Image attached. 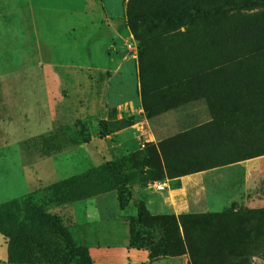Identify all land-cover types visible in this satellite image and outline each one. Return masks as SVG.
Listing matches in <instances>:
<instances>
[{"label": "rangeland", "instance_id": "rangeland-1", "mask_svg": "<svg viewBox=\"0 0 264 264\" xmlns=\"http://www.w3.org/2000/svg\"><path fill=\"white\" fill-rule=\"evenodd\" d=\"M225 1L0 0V204L16 200L19 221L38 206L57 216L49 186L104 164L126 190L203 174L208 211L177 225L147 219L136 227L140 249L118 218L133 206L120 210L115 192L96 201L88 228L63 224L94 264H264V212H254L264 210V9L154 32L127 26L129 12ZM63 142L64 152L46 154ZM250 154L260 155L209 168ZM25 165L42 179L40 197L24 196ZM45 242L58 259L66 253L52 229Z\"/></svg>", "mask_w": 264, "mask_h": 264}, {"label": "trees", "instance_id": "trees-1", "mask_svg": "<svg viewBox=\"0 0 264 264\" xmlns=\"http://www.w3.org/2000/svg\"><path fill=\"white\" fill-rule=\"evenodd\" d=\"M255 9H264V0H227L210 8H201L194 5L185 6L182 9L160 7L147 13L129 12L127 14V26L134 29L135 26L142 25L148 31L154 32L161 27L171 29L183 27L196 18H214L234 11ZM243 105L245 111L249 112L251 104L244 102ZM259 106H264V102L261 101ZM250 112L253 113V111ZM221 116L222 114L219 115L222 119ZM235 118L236 116L227 117L229 120ZM215 125L209 122L202 125L199 130L206 135H211L215 133ZM44 142L48 143L49 139H44ZM64 145H68V142L59 143V145L47 150L46 154L50 156L62 153L65 151ZM258 155L260 154L240 157L231 156L212 164L209 168L223 167ZM49 190L53 201L58 205L84 201L115 191L118 206L120 210H124L130 199V190L128 188L126 190L119 171L110 164L101 165L96 169H88L82 174L55 182L49 186ZM135 206L137 215L129 218V248L131 249H140L142 240L136 227L146 223L147 219L150 218L156 221L168 219L169 224L177 225L181 220H189L194 216L192 214L178 216L150 215L143 202L139 201L135 203ZM17 210L16 200L0 204V235L6 241L7 264H94L87 248L75 245L69 228L63 224L61 218L38 206L30 208L29 222L19 221L16 215ZM232 210L234 211V209ZM254 212L261 214L264 210ZM165 228V225L158 226L161 231H164ZM49 229L58 234L64 242L66 253L61 259L55 257L54 252L48 250L45 240ZM222 255L220 254L214 262L217 263ZM191 258L194 263L192 253Z\"/></svg>", "mask_w": 264, "mask_h": 264}, {"label": "crops", "instance_id": "crops-1", "mask_svg": "<svg viewBox=\"0 0 264 264\" xmlns=\"http://www.w3.org/2000/svg\"><path fill=\"white\" fill-rule=\"evenodd\" d=\"M61 157L66 158L64 157V154ZM251 160L252 159H250V161ZM26 168H28V175L26 179L27 193L24 196L32 195L40 197V191L38 190L43 187L42 179L39 175L34 173V169L32 167L27 166ZM73 175H77V173ZM73 175L61 178V180L69 178ZM202 175L203 174H194L174 179V181H178L179 183L177 186H170L172 182L163 183L166 186L163 191H149L145 187L143 188L137 185H131L129 189L130 199L127 206L125 207L126 210V208L128 209L129 207L133 206V209L130 212L131 215L118 218L129 219L130 217H135L137 215L135 203L139 201L143 202L145 208L151 215H181L208 211L209 201L207 196V188L205 185L204 175ZM113 192L115 191L105 194H114ZM105 194H101L84 201L58 205V207H56L58 210L57 216L61 218L63 223L66 225L67 223L65 219L68 218L71 220V226H73L72 229H74L75 226L78 227V225L83 228H88L93 224V222H95L94 220H96L98 216L96 213V201H99L102 197H104ZM77 204H82V206L78 207ZM80 215L85 220H82V222L80 221L81 223H78L77 219ZM78 230L79 229L77 228V230L75 229L74 231ZM83 245L85 244H82V246ZM78 246H80V243H78ZM111 251L112 250L110 248H107V256L111 255Z\"/></svg>", "mask_w": 264, "mask_h": 264}, {"label": "built area", "instance_id": "built-area-1", "mask_svg": "<svg viewBox=\"0 0 264 264\" xmlns=\"http://www.w3.org/2000/svg\"><path fill=\"white\" fill-rule=\"evenodd\" d=\"M166 188L165 184H158V185H155V189L157 191H163L164 189Z\"/></svg>", "mask_w": 264, "mask_h": 264}]
</instances>
